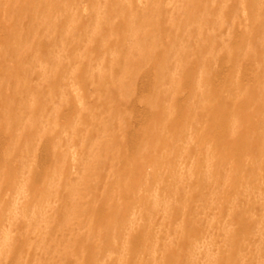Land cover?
Instances as JSON below:
<instances>
[{"label": "clouds", "instance_id": "obj_1", "mask_svg": "<svg viewBox=\"0 0 264 264\" xmlns=\"http://www.w3.org/2000/svg\"><path fill=\"white\" fill-rule=\"evenodd\" d=\"M0 264H264V0H0Z\"/></svg>", "mask_w": 264, "mask_h": 264}]
</instances>
